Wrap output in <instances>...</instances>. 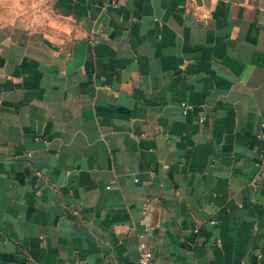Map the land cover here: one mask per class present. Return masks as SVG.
Segmentation results:
<instances>
[{
  "label": "crops",
  "instance_id": "crops-1",
  "mask_svg": "<svg viewBox=\"0 0 264 264\" xmlns=\"http://www.w3.org/2000/svg\"><path fill=\"white\" fill-rule=\"evenodd\" d=\"M141 242L264 264V0H0V264Z\"/></svg>",
  "mask_w": 264,
  "mask_h": 264
},
{
  "label": "built area",
  "instance_id": "built-area-1",
  "mask_svg": "<svg viewBox=\"0 0 264 264\" xmlns=\"http://www.w3.org/2000/svg\"><path fill=\"white\" fill-rule=\"evenodd\" d=\"M183 112H187V108L184 104H181ZM202 119V118H201ZM139 264H153V252L148 249L144 242L139 244Z\"/></svg>",
  "mask_w": 264,
  "mask_h": 264
}]
</instances>
